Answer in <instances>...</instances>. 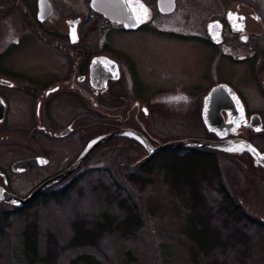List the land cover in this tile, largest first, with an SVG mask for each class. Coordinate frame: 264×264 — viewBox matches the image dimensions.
Instances as JSON below:
<instances>
[{"label": "flooded vegetation", "instance_id": "1", "mask_svg": "<svg viewBox=\"0 0 264 264\" xmlns=\"http://www.w3.org/2000/svg\"><path fill=\"white\" fill-rule=\"evenodd\" d=\"M106 1L115 4V12L96 11L92 0L2 2L7 6L2 11L8 24L3 41L20 46L26 43L49 57L26 63V70L0 67V143H4L0 149V198L5 192L27 199L44 182L69 169L92 140L122 135L99 145L79 169L40 191L27 205L18 208L0 202V209L7 207L18 214L41 205L52 193L71 188L89 157L109 145L137 149L144 163L175 150L228 157L231 152L221 149L238 141L264 153L258 147L264 144V0H223V10L206 18V14L195 17L183 12L177 34L170 31L168 20L175 9L162 13L158 0ZM169 32L178 37L188 33L202 36L213 59H223L231 72L248 77L246 97L225 78L210 85L194 102L186 103L181 92L165 93L162 89L139 94L133 62L116 43L143 33L153 37ZM217 86L229 89L208 101ZM175 100L178 113L184 106L189 115H195L200 128L197 139L216 148L172 149L148 156L142 141L157 148L181 140L180 136L168 139L159 131L163 114L169 120L161 106L169 107ZM260 137V143H255ZM241 153L251 163V154ZM25 161L36 162L25 170L14 167ZM258 170L264 174V169ZM67 180L70 183L65 188L54 190Z\"/></svg>", "mask_w": 264, "mask_h": 264}, {"label": "rangeland", "instance_id": "2", "mask_svg": "<svg viewBox=\"0 0 264 264\" xmlns=\"http://www.w3.org/2000/svg\"><path fill=\"white\" fill-rule=\"evenodd\" d=\"M3 1L0 67L26 70V63L49 56L26 43L3 41L8 26ZM224 1L175 0V11L168 18L170 31L181 32L183 12L195 17L206 14V18L223 10ZM171 32L153 37L143 33L116 43L133 62L139 94L162 89L181 92L186 103L194 102L225 78L246 97L248 77L231 72L223 59H213L202 36L178 37ZM177 102L161 106L169 120L163 114L159 131L168 139H197L200 128L195 115L184 106L178 113ZM258 147L264 151V144ZM231 153L226 157L169 151L155 157L145 174L138 170L144 158L137 156V149L100 148L89 157L76 183L59 196L60 201L43 200L21 215L7 207L0 209V216L8 213L6 219L0 217V264H70L82 255L98 264H264V174L251 170L250 160L241 152ZM221 189L253 222L236 221L238 212L236 220L232 217L233 206H227ZM76 233L89 244L72 246Z\"/></svg>", "mask_w": 264, "mask_h": 264}, {"label": "water", "instance_id": "3", "mask_svg": "<svg viewBox=\"0 0 264 264\" xmlns=\"http://www.w3.org/2000/svg\"><path fill=\"white\" fill-rule=\"evenodd\" d=\"M91 6L93 9L103 14L113 13L115 12V8H116L114 3H110L109 1H106V0H92ZM158 8L162 13H165V14L172 13L175 9L174 0H158ZM222 89H229V88H227L226 86H217L213 88L208 96V101H211ZM213 116L216 117V114L213 113ZM237 117L239 116L237 115ZM232 128L235 130L236 126L234 125ZM209 130L216 132L213 129H209ZM255 131L258 132L257 128H255ZM121 135L122 133H113L110 136L99 137L95 140H92L88 144V146L85 148L83 153L78 157V159L74 162V164H72V166L67 171H65L63 174H61L60 176L56 178L49 179L46 182H44L27 199L20 200L16 196H13L11 194H6L4 192L3 194H1L0 202L12 204L18 208H21L23 205H27L40 191L44 190L45 188L49 187L50 185L65 178L66 176L70 175L71 173L79 169L83 165L85 160L88 158V156L91 154V152L95 148H97L99 145L107 142L109 139L113 137H117ZM141 143L145 147V150L148 156L154 155L155 153L159 151L172 150V149L216 148L214 146L215 144H212L205 140H200V139H181L177 141H171L157 148H152V146H150L147 142L142 141ZM237 144H240L241 146H243V150L248 151L251 154V156L253 157L252 166L255 169H260V168L264 169V153H260L256 148H254L251 144L247 142L238 141ZM221 145L223 147V144ZM221 150L224 152H233V151H227L224 148H222ZM34 162L36 161L19 162L15 164L14 167L21 168V170H25L29 166H32Z\"/></svg>", "mask_w": 264, "mask_h": 264}, {"label": "trees", "instance_id": "4", "mask_svg": "<svg viewBox=\"0 0 264 264\" xmlns=\"http://www.w3.org/2000/svg\"><path fill=\"white\" fill-rule=\"evenodd\" d=\"M152 163L153 162H151V163L150 162L149 163L145 162V163H143L144 165H141V167L138 168V170H140V171L144 172L145 174H147L148 172L151 171ZM251 163H249L247 165L249 166V165H251ZM150 164H151V166H150ZM250 169L253 170V171L255 170V168L252 165H251ZM259 171H261V170H259ZM248 174H250V173H248ZM74 183H75V181L71 184V186H73ZM221 193H224V200L226 201L227 206H230V207L233 206L232 210L230 211V214H232V217H234L235 220H236L235 216H237V212L240 215L241 218L237 216V220L236 221H240L242 219H247L249 221H252V220H250L248 215L243 212L242 208L239 205H236L235 201L229 195L228 191L226 192L225 189H221ZM64 194H65V190H62L61 192H59L58 195L52 193V194L49 195V197L47 196V198H45L44 201H60L59 200L60 199L59 196L60 195L63 196ZM11 213L15 214V215L17 214V212H15V211H12ZM22 213H23V211L21 213H18L17 215H21ZM7 214L8 213H6V214H4L3 216H0V217L3 218V219H6L7 218ZM81 237L82 236L79 233H76V235L73 237V239H71L70 244L72 246H77V247L89 244V243H86V241L84 239H81ZM33 245H34V243H33ZM35 254H36V251H35V249H33V257H31V260L29 262H31V263L33 262V259L35 258ZM79 258L80 259L75 260V261L71 262L70 264H79L81 262H85V264H98L95 261V259L92 258L91 256H87L86 257V255H82Z\"/></svg>", "mask_w": 264, "mask_h": 264}, {"label": "bare ground", "instance_id": "5", "mask_svg": "<svg viewBox=\"0 0 264 264\" xmlns=\"http://www.w3.org/2000/svg\"><path fill=\"white\" fill-rule=\"evenodd\" d=\"M224 149L227 151L241 152L243 150V146H241L240 144H236V145L224 147Z\"/></svg>", "mask_w": 264, "mask_h": 264}, {"label": "snow or ice", "instance_id": "6", "mask_svg": "<svg viewBox=\"0 0 264 264\" xmlns=\"http://www.w3.org/2000/svg\"><path fill=\"white\" fill-rule=\"evenodd\" d=\"M140 8L143 9V5H140ZM143 11L146 13L147 9H143ZM138 19H139V17H138ZM257 131H259V129H257Z\"/></svg>", "mask_w": 264, "mask_h": 264}]
</instances>
